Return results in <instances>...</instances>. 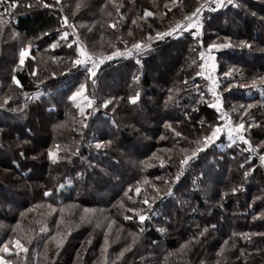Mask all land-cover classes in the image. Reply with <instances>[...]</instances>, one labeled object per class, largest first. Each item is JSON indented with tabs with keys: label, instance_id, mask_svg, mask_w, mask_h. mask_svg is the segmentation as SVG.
<instances>
[{
	"label": "trees",
	"instance_id": "1",
	"mask_svg": "<svg viewBox=\"0 0 264 264\" xmlns=\"http://www.w3.org/2000/svg\"><path fill=\"white\" fill-rule=\"evenodd\" d=\"M201 1L60 0L49 9L37 0H17V7L5 13L12 0H0V19L4 21L0 25V103L11 97L0 108V241L13 235L11 229L17 223L25 231L31 229L27 264H105L106 257L107 264H216L218 259L220 264H264V255L257 252L264 249V238L255 235L264 233V217L260 215L264 199H254L264 198V165L259 159L264 154V128L260 127L264 125V88L238 84L249 82V75H264V0H234V5L220 11H205L201 37L205 45L223 43L226 38L234 45L219 53L222 94L233 122L243 119L246 128L254 122L246 135L253 147H260L255 152L246 151L247 144L229 145L221 137L184 167L178 181L174 176L180 170L181 149L190 152L218 119L205 81L196 75L200 71L201 38L187 31L177 38L154 41L139 59L106 63L94 78H87L82 68L64 70L73 56L67 43L76 38L74 31L90 51H113L124 45V40H145L149 32L165 30ZM29 3L34 6L25 7ZM48 3L55 4V0ZM77 3L82 5L79 10ZM145 10L156 15L141 19ZM62 16L69 17L75 30L63 25ZM113 21L116 28L111 27ZM62 28L70 33L69 40H61L55 49L48 48L60 39ZM28 41L35 60L28 58L18 66L19 51ZM240 41L252 43L253 48L237 47ZM54 56L61 59L54 61ZM230 69L232 75L224 77ZM245 72L249 75L244 77ZM13 75L22 88L13 83ZM83 81H87L91 96L87 91L84 95L93 98V105L85 108L82 116L77 104H83V98L72 101L69 96ZM137 92L140 98L133 104L129 98ZM105 100L111 101L107 107L102 106ZM23 140L30 144L17 147ZM107 140L113 141L111 146L96 147L97 141ZM53 145L61 148V159L56 162L47 157V149ZM20 151L24 157L18 156ZM13 159L19 162L18 169L11 164ZM249 169L254 171L244 177ZM17 178L25 185H19ZM138 182L141 193L128 192L129 186L134 189ZM60 184L65 187L60 188ZM153 184L160 194L149 208L143 198L156 195ZM240 184L242 190L232 194L230 189ZM169 187L170 195L165 194ZM211 187L209 194L207 188ZM48 189H52V197L43 195ZM225 192L229 195L223 197ZM50 204L57 211L53 212ZM85 208L91 211L85 214ZM132 208L149 218L139 221V211L133 213ZM60 209L71 230L55 255L56 242L49 237L57 231L66 232L63 224L57 228ZM125 215L133 219L125 220ZM81 216L86 220L81 221ZM113 220L109 231L107 225ZM210 225L215 228L209 227L199 244L180 250L190 237ZM42 227L47 231L41 232ZM242 233L252 239L245 240ZM225 240L229 246L221 257L217 253ZM232 244L235 247H230ZM125 248L129 250L117 259Z\"/></svg>",
	"mask_w": 264,
	"mask_h": 264
},
{
	"label": "snow or ice",
	"instance_id": "2",
	"mask_svg": "<svg viewBox=\"0 0 264 264\" xmlns=\"http://www.w3.org/2000/svg\"><path fill=\"white\" fill-rule=\"evenodd\" d=\"M113 3H115V0H113ZM233 0H203L202 3H200L198 6L195 7L193 11H191L189 14L183 16L182 19L177 20L175 23L170 24L169 26L166 27L165 30L163 31H156L155 34L149 32L147 34V37L145 40H137L131 44V47L128 46L129 42L127 40L123 41L124 47L123 49L116 47L113 51L110 52V54H105V53H97L96 51L92 50L90 51L87 47V45L80 39L79 34L76 33L75 31L73 34L76 36L74 40H72L70 43H67L68 48L73 49V56L69 57L70 64L65 67V71H71L73 67H78L82 68L84 72L87 74V78H92L96 77L98 70L100 69V66L105 63L107 60L113 59V57H119V56H132L134 54H138L140 52H144L147 49L152 48V41L154 40H162L165 37L169 36H179L182 35L185 31H190V34L193 37L200 38L202 37L203 34V28H204V17L203 13L207 9L209 11H215L219 8H224L229 4H232ZM37 4L40 6H43L45 8L52 9L60 4V0H55V4L53 3H48V0H37ZM34 5L29 3L25 5L27 8H31ZM82 5L80 3L76 4V9L79 10V8ZM122 6V5H121ZM175 6V4H173ZM17 7V0H12V3L9 5V7L5 8V13L9 12V8L15 9ZM63 11V9H60ZM119 11V8H117V12ZM108 15H111V13H108ZM156 13L150 10H145L143 13V16L141 19H146L148 17H153L155 16ZM161 15H163L161 13ZM255 15V13H253ZM123 19V17H121ZM61 20L63 22L64 26H67L68 28H72L75 30V25L69 23V17L68 16H62ZM10 22V21H9ZM136 21L133 20V23ZM4 21L0 19V25H2ZM261 23H264V17L261 18ZM111 27L116 28L117 24L113 21L111 22ZM131 35L132 33L129 31L128 33ZM41 35H47V33H42ZM70 38V33L63 28L60 29V39L55 40L52 43L48 45V48L50 49H55L60 46V41L63 40L67 42ZM198 43L203 47V40L198 39ZM75 45V47H73ZM32 42L28 41V43L23 46L20 51H19V65L18 66H23L25 64L26 58H31L32 60H35V57L31 55V49H32ZM230 39L226 38L225 42L223 43H217V42H212L207 45V48L205 50H202L199 52V57L202 61L200 63L199 68L201 71L196 72L197 76H205L207 73V80L210 81V90L212 92V96L214 98V101L211 104V107L213 109L219 110V116H218V121L212 125H209V131L207 132L206 135H203L199 140L196 141V146L191 149V151H187L185 149H181V153H183V158L179 161L180 164V170L179 172L174 176V180L178 181L180 179V175L184 171V167L189 165L190 161L197 159L199 157V154L207 149L210 145L214 144L222 135L226 134L229 140L232 143H236L238 141L243 142L247 144V149L246 151L250 152H255L260 145L257 144L255 147H253L252 141L248 138L246 133L253 128L254 122L248 123L247 128L245 127V121L241 119L239 122L233 123L232 118L230 114L227 111L223 110V100L221 95L217 92V89L219 88V80L217 77H215L212 73H214L216 69V63H215V51L219 49H225V48H230L233 47ZM237 47L240 48H253V44L248 42V41H240ZM54 61L60 60V57H52ZM211 61V63H209ZM139 63V61H137ZM192 64H196V60L192 61ZM233 73V70L230 69L229 71H226L223 73L224 77H229ZM35 75V71L32 73ZM53 75H56V73H53ZM12 81L14 84L20 86L21 88L23 85L21 84L20 80L13 75L11 77ZM135 79H139V77H136ZM95 83V80H93V84ZM251 85L253 87L260 86L264 88V75L258 76L256 79L252 80ZM247 87V85H244ZM229 88L232 87L231 84L228 86ZM86 90V82H82L79 84V86L76 88L74 92L69 96V99L72 101H76L78 98H83V104H77V107L80 110L81 115H86L85 113V108H91L93 105V100L87 96L84 95V92ZM171 91V90H170ZM197 91L199 89L197 88ZM25 97H27L29 94L24 93ZM203 94L201 93V97ZM140 98V93L137 92L135 95L130 97V102L135 104ZM11 97L8 96L4 99L2 103H0V108H4L8 100H10ZM169 100L172 99V96H169ZM110 100H105L103 103V107H107L108 104H110ZM27 107V105H25ZM248 108H251L252 105H248ZM13 111H21V109H13ZM169 128H172L171 124L167 125ZM261 128H264V125L260 126ZM172 131L177 135L180 136L181 133L176 132L175 128H172ZM0 132H3V129H0ZM27 134H31V130L27 129L26 130ZM113 143L112 140H107V141H97L96 147L99 148H105L111 146ZM30 144V141L28 140H23L20 141V144L17 145V147H20V145H27ZM67 146H65L64 151H67ZM61 151V148L59 145H53L52 147L47 149V157L49 160L52 162H56L61 159L59 156V153ZM78 151V149H77ZM19 157H24V152L20 151L18 153ZM35 159V157H33ZM259 159L261 161V164L264 165V154L259 155ZM247 162V161H246ZM164 161L161 160V165H163ZM11 164L15 166L17 169L20 167L19 162L15 159L11 161ZM241 168H243V165H241ZM4 172H7L8 169H3ZM254 171V169H249L247 171H244L243 175L244 177H248L250 175V172ZM203 175V173H201ZM60 188H64V184L59 185ZM152 188L155 190L156 195L153 196L151 199L147 195L144 196L143 198V204L151 207L152 204L155 203V200L159 198L160 194V189L156 187L155 184L152 185ZM243 188V184L237 185L235 187H232L230 189V192L232 194L237 193L238 191H241ZM136 195H139L141 193V187L139 186V182L137 186L133 189V187L130 185L128 188V192H132ZM128 192H125V195H128ZM172 192V189L169 187L167 192L165 194L170 195ZM45 197H52L53 191L52 189H48L43 193ZM229 193L225 192L223 194V197L228 196ZM222 197V199H223ZM129 199H132L131 196L128 197ZM255 200H260L264 199L262 197H255ZM223 207V205H220ZM48 207L53 211H57L54 205H48ZM91 210L88 208L84 209V213L87 214ZM131 212L137 213L139 211L138 219L141 222H144L146 219L149 217L147 214L143 211L137 210L136 208L130 209ZM60 221L57 223V228L59 229L60 224H63L64 228L66 229V232L64 234H61L59 231L53 236H50V240H55L56 242V253L55 255H59V249L63 247V244L65 242L66 236L68 232H70V222L64 220V215H63V209H60ZM23 215V213L21 214ZM262 217H264V213L260 214ZM125 220H132L133 216L132 215H125L124 216ZM253 219H256L254 216ZM81 221L86 220V216H81L80 217ZM115 221H111L107 225L109 231H111L112 224H114ZM2 227V225H0ZM209 227L215 228V225H210L207 227H204L203 230L199 231L196 235H193L190 237L188 241L185 242L184 245H181V251H183L185 248H187L190 244L200 243V238L204 237L205 234L209 231ZM13 235L9 236L6 240L0 241V264H27V257L29 253V248L26 246L28 243L31 242L33 239L32 237V230L29 229L25 231L23 228H21L20 224L17 223V225L11 229ZM41 232L47 231L46 227H42L40 229ZM163 231V229H161ZM140 232H143V228H140ZM245 240H251L252 236L247 233H242L241 234ZM255 235L264 238V233H256ZM88 243H91V239L88 240ZM135 243V238L133 239V244ZM224 246H222L217 253L218 256H223L224 253L226 252V248L229 246V240H225ZM108 246V236L105 235V249L103 250L106 256V249ZM83 247V246H82ZM230 247H235L234 244L230 245ZM47 244L45 245V254H47ZM129 248L123 249L119 256H117V259H120L123 257L124 252L128 251ZM257 252H259L261 255H264V249H257ZM241 254L246 255L243 249H241ZM16 257H22V260L16 259ZM105 264H107V257L105 258ZM216 264H220V260L218 259L216 261Z\"/></svg>",
	"mask_w": 264,
	"mask_h": 264
},
{
	"label": "rangeland",
	"instance_id": "3",
	"mask_svg": "<svg viewBox=\"0 0 264 264\" xmlns=\"http://www.w3.org/2000/svg\"><path fill=\"white\" fill-rule=\"evenodd\" d=\"M203 2V0L200 2V3H202ZM199 3V4H200ZM199 4H197V5H195V7L196 6H198ZM235 4V1L233 0V3L232 4H229V5H227L226 7H228V6H230V5H234ZM193 5V4H192ZM195 7L193 8V9H195ZM206 11V10H205ZM204 11V12H205ZM187 14H189V13H187ZM183 18V17H182ZM234 26L236 27V22L234 23ZM255 27H257V26H259V24L258 23H255V25H254ZM231 28H233V26L231 27ZM187 31H185L184 33H186ZM183 33V34H184ZM203 35V34H202ZM180 36H182V35H179V36H173V38L175 37V38H177V37H180ZM17 37V36H16ZM201 38V37H200ZM202 40H203V38H201ZM135 40H137V38L135 39ZM144 40V39H143ZM130 41H132V40H129V44H128V46L129 47H131V44L133 43V42H130ZM154 41H157V40H154ZM154 41H152V42H154ZM204 41V40H203ZM23 42V41H22ZM122 46H124V45H120V46H116V47H119V48H121V49H123V47ZM116 47H114V49L116 48ZM199 52L200 51H202V50H205L206 48H207V45H205L204 44V42H203V47H201V45L199 44ZM113 49V48H112ZM151 49V48H150ZM150 49H147V50H150ZM226 49H228V48H225V49H219V50H216L215 51V53H214V55H215V63H216V69H215V71H214V73H212L215 77H217L218 78V80H219V88L217 89V92L221 95V97H222V100H223V110L224 111H227L229 114H230V116H231V118H232V122H233V117H232V115H231V113H230V111H228V109L226 108V104H225V98H224V95L222 94L223 93V91H222V87H223V81H221V75H222V73L220 72V70H221V66L219 65V53H220V51H223V50H226ZM111 49H106V50H102V51H100V52H97V53H105V54H110V51ZM143 53L144 52H140V53H138V54H134V55H132V56H129V57H134V58H136V59H139L140 57H141V55H143ZM32 55V54H31ZM33 56V55H32ZM128 57V58H129ZM200 58V57H199ZM28 58H26V60H27ZM25 60V61H26ZM200 61V63H202V61H201V59L199 60ZM108 63H110V62H108ZM209 63H211V61L209 62ZM106 63H104L103 65H105ZM102 65V66H103ZM101 66V67H102ZM200 69V68H199ZM237 70H239V68L237 67ZM200 71H201V69H200ZM99 72H100V69L98 70V72H97V74H99ZM249 74H247L246 72L243 74V76L245 77V76H248ZM258 76H261V74H260V72L259 73H257V74H255V75H249V77H248V79H249V82H245V83H238L239 85H245V84H248V85H251V82H252V80H254V79H256ZM203 79H204V81H205V85H206V93H207V95H209V98H211L212 99V103L213 102H215L214 101V98H213V96H212V92H211V90H210V81H208V80H206V78H205V76H201ZM92 78H94V77H92ZM83 82H87V81H83ZM251 87V86H250ZM88 90L90 91V88H89V86L87 85V83H86V90L85 91H87V96H91L89 93H88ZM96 98V97H95ZM94 98V99H95ZM92 100H93V98H91ZM211 103V104H212ZM251 104H254V103H251ZM214 110H216V109H214ZM216 112H217V114H218V116H219V110H216ZM217 122H219L218 121V119H217ZM233 123H235V122H233ZM225 136H226V134H224V135H222L221 137H223L226 141H225V143H227V144H233L229 139H227V138H225ZM220 137V138H221ZM238 142H240V141H238ZM224 147V146H223ZM16 182L19 184V185H22V186H24L25 185V182L24 181H22V180H19L18 178H17V180H16ZM208 186V185H207ZM208 190H209V194H211L212 193V187L211 188H207ZM185 250V249H184ZM175 256V255H174ZM173 256V257H174ZM173 259V258H172Z\"/></svg>",
	"mask_w": 264,
	"mask_h": 264
},
{
	"label": "built area",
	"instance_id": "4",
	"mask_svg": "<svg viewBox=\"0 0 264 264\" xmlns=\"http://www.w3.org/2000/svg\"><path fill=\"white\" fill-rule=\"evenodd\" d=\"M222 8H219V9H217V10H215V11H212V12H217V11H220ZM206 11H207V9H206ZM209 11V10H208ZM172 38H173V36H171ZM129 56H119V57H113V59H111V60H107V61H105V63H108V62H113V61H115V60H117V59H121V58H128ZM103 65V64H102ZM101 65V66H102ZM100 66V67H101ZM205 78H206V80H207V73H206V75H205ZM225 138H227V139H229L228 137H227V135L225 136Z\"/></svg>",
	"mask_w": 264,
	"mask_h": 264
}]
</instances>
